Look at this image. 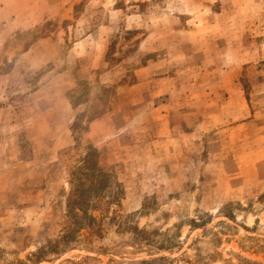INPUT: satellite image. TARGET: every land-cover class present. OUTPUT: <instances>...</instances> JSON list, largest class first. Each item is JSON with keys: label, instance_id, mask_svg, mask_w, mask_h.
Instances as JSON below:
<instances>
[{"label": "rangeland", "instance_id": "1", "mask_svg": "<svg viewBox=\"0 0 264 264\" xmlns=\"http://www.w3.org/2000/svg\"><path fill=\"white\" fill-rule=\"evenodd\" d=\"M0 264H264V0H0Z\"/></svg>", "mask_w": 264, "mask_h": 264}, {"label": "trees", "instance_id": "2", "mask_svg": "<svg viewBox=\"0 0 264 264\" xmlns=\"http://www.w3.org/2000/svg\"><path fill=\"white\" fill-rule=\"evenodd\" d=\"M96 152L97 150L95 148H91L85 155L82 164L73 172L78 183L71 188L68 201L69 215L85 225H91L96 219V217L89 212L90 204L93 200L92 197L97 199V203H101L103 199H105V194L98 192V190H104L107 183H109L108 173L95 164L96 161L94 157L96 156ZM87 183L91 185L88 189L95 188V190H97L94 191V194L90 193V190L84 187Z\"/></svg>", "mask_w": 264, "mask_h": 264}]
</instances>
